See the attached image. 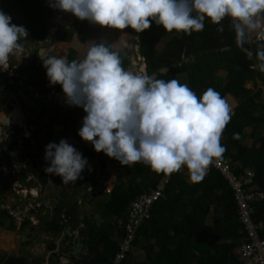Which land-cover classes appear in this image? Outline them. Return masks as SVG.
<instances>
[{"label":"trees","instance_id":"16d2710c","mask_svg":"<svg viewBox=\"0 0 264 264\" xmlns=\"http://www.w3.org/2000/svg\"><path fill=\"white\" fill-rule=\"evenodd\" d=\"M2 1L4 3H0V11L10 16L13 24L23 26L28 32V37L20 41L22 45H34L45 38L53 9L49 0ZM221 23L223 32L217 31L221 25H214L206 19L203 31L187 35L175 30L167 33L162 25L153 21L149 29L142 33L136 32L139 37V51L145 58L149 76L156 73L158 79L168 81L185 75L188 87L197 97H201L208 88H213L222 98L232 96L238 101L237 106L229 104L234 108V113L231 114L230 122L222 134L221 145L226 149L222 156L229 161L235 175L251 179L245 189L248 194H254L249 202L252 220L262 225L259 236L264 239V103L260 97L261 91H255L259 82L264 85V73L254 67L259 63L256 52L264 49V43L256 40L253 33L250 42L244 44V48L253 53L249 58L237 45L231 18L226 17ZM131 29L126 28L128 31ZM74 35L75 32L70 30L60 31L57 36L60 45L57 51L62 52V48L72 41ZM165 37L170 40L158 45ZM99 43L119 52L125 70L128 71L132 67L128 50L113 47L109 41L95 42ZM88 50L78 52L75 58L67 59L69 62L82 60ZM164 68H168V71L160 73ZM30 77L31 84L37 87L40 95L37 124L39 126L46 117L50 127L45 124V133L40 136L44 138L38 137L35 141V133L29 138H22L21 142L15 136L8 152H14L15 147L24 152L22 163L28 166L26 173L30 174L27 177H33L29 188H42L40 196L33 202L42 204V192L50 185V179L54 176L44 171L47 167L44 163L46 146L54 138L55 128L72 130L71 120L76 117L83 119L87 113L81 107L80 112L68 111V117L59 113H55L53 117L54 109L59 106L54 105L53 112H50V109L60 99L62 86L50 83L43 62L32 63ZM248 83H252L254 88H248ZM29 124L36 125L32 121ZM18 130V133L23 131ZM237 133L239 139H234V134ZM74 135L77 137L76 132ZM250 139L251 145L248 144ZM81 154L87 159L88 166L76 183L67 184L71 187L70 194H65L58 202L59 205L57 204L65 218L55 215L56 217L49 221L46 219L47 215L43 214L45 206L42 204L39 209L31 211V214L40 220L41 225L28 227L31 220L26 218L21 228L28 231L34 229V234H37V231L52 234L54 238L47 244V250L52 251V255H61V252H55L56 236L71 229L70 235L65 234L63 247L64 253L74 261L73 264H112L120 244L126 238V223L131 202L144 192L156 188L162 180H167L165 189L153 206L150 219L138 229L133 248L126 253L122 264H255L252 259L245 260L242 255V246L248 234L244 229L233 189L220 171L212 167L201 182L193 183L186 166L179 172L166 175L158 174L152 171L150 166L140 162L130 168L123 166L125 171H115L113 189L107 192V186L101 185L97 180V166L100 165L101 172L107 168L105 153L96 152L94 146L85 141ZM248 173L252 175L249 176ZM10 179L13 182L17 180L14 175L6 177L0 173V228L17 231L13 217L1 207L8 197H13L17 203L21 199L11 195L10 186L13 182L9 183ZM57 180L61 181V177ZM82 184L85 185V199L96 192L101 196L105 195L106 199L102 201L95 197L89 203H93L94 213L80 217L76 211L78 204L73 203L72 192L78 191ZM89 189H93L95 193L89 192ZM61 191L65 192L63 189ZM96 207L102 209V220L98 223L95 220L96 214L99 215L95 212ZM77 228L78 231L82 228L86 230L83 248L86 258L83 260H78L72 255V247L76 241L73 230ZM42 261L40 258L34 259L35 264H41ZM0 264H31V261L29 257L0 255Z\"/></svg>","mask_w":264,"mask_h":264},{"label":"clouds","instance_id":"9594fccd","mask_svg":"<svg viewBox=\"0 0 264 264\" xmlns=\"http://www.w3.org/2000/svg\"><path fill=\"white\" fill-rule=\"evenodd\" d=\"M50 6L70 12L80 20L142 33L154 21L167 33L191 35L201 32L208 19L221 25L229 17L237 45L244 48L255 33L264 41V0H49ZM28 32L0 11V68L24 51L21 39ZM52 85L62 86L66 102L82 107L79 136L131 167L143 162L156 173L171 175L187 167L191 182H201L215 159L226 149L222 134L230 122L231 108L220 93L208 88L197 97L177 79L165 81L142 72L124 69L119 52L104 43L95 44L82 60L41 56ZM259 71L264 73V49L256 52ZM239 139V134H234ZM44 171L61 177L63 184L76 183L88 161L66 140L49 143ZM89 171L91 168L89 167ZM65 246V244H63Z\"/></svg>","mask_w":264,"mask_h":264},{"label":"crops","instance_id":"0c3cea01","mask_svg":"<svg viewBox=\"0 0 264 264\" xmlns=\"http://www.w3.org/2000/svg\"><path fill=\"white\" fill-rule=\"evenodd\" d=\"M61 14H62V17H59V18H62V19H60L62 25L66 24L67 22H68V24H74V22H78L79 24L81 23V24L85 25V20H80L78 17H76L74 14H72L70 12L62 11ZM74 18H76V19H74ZM62 25H60V26H62ZM54 42H56V43L53 44V46L51 45L49 47V49L47 50L48 52L46 53L45 56H47V54H49V56L51 55V56H56V57H66V58L74 57L75 58V56L78 54V52H75V53L71 52L70 54L69 53L68 54H64V53L61 54L59 52L60 50L57 51V47L60 46L57 43V37H55ZM44 43H46L45 38L42 39L41 41L35 43V45H32V44L23 45L24 51L26 52V49H29L30 46L31 47L35 46L36 48L41 49L39 46H40V44L42 45ZM68 45H70V43H68L67 46ZM42 48H44V47H42ZM62 50H63V48H62ZM65 53H67V52H65ZM17 56H16V59H17ZM21 60L25 61V64L27 63L26 59H24V58H22L20 60H16V61H12V59H9V63L11 65H14V67L16 66V64H19V65L22 64L23 65ZM40 61L41 60H39V62ZM3 70L4 69L0 68V72L3 71ZM0 84H2V81H0ZM2 88H4V87H2ZM233 99L234 98H232V96H230L228 98V100H227L228 101L227 103L230 104V105H232V104L236 105V102L233 101ZM0 101H1V99H0ZM53 105H58L59 106L58 109H54V112H53V107H51L50 112H53V117H54L55 113L56 114H58V113L60 114V111H62V110H67V111H71L72 110V111H75V112H80V110H81V107L71 106V105H69L66 102V96H65V94L63 92V89H62V92H61V95H60V99L57 100V102L54 103ZM2 108H4V107H2V105L0 103V115H1L0 117H3V119H5L7 117V115H6L5 110L3 109L4 110L3 111ZM21 112H22V110L17 105V107H16V109L14 111L13 118L15 119L16 116L18 115V113H21ZM50 112H49V114H50ZM38 113H39V109L37 108V111H36L35 114H38ZM63 116L64 117H68L69 115H63ZM0 120H1V118H0ZM64 120H66V119H64ZM31 121L35 122L36 125L29 126V125L25 124V119L22 122V118L19 121L12 120L13 123L18 122L19 124H14V125H17V126H15L14 128H9V131H8L9 135L8 134L5 135L6 137H4V135L1 133L2 128H0V142L2 141V148H0V153L9 150V146L11 145L13 140L15 139V136H16V139H18L19 142H21L22 137L27 138V137H30L34 133H38L39 137H40L42 135V133L43 134L45 133V132H43V129L45 127L44 121H42V123H40L39 126L37 124L38 119H36V117L33 120H31ZM82 122H83L82 118L76 117L73 120H71L70 127H71L72 130H70V129H62V128L60 130L59 127L55 128V130H54V135L55 136L49 143H57L58 144L62 139H64L70 145H72L74 148H76L77 151H79V148L81 147L82 151L81 152L79 151V152L82 153L83 150H84L85 141L82 138H80V136L78 134L80 128L82 127ZM16 128H21V129H23V131L18 133L17 135L16 134L13 135V133L16 132ZM74 132H76L77 137L74 135ZM4 144H5V147H4ZM2 158H3L1 160L2 165H6V164L10 165L12 163H17L18 162V164H21L23 166V171L25 173L24 175H26V176L30 175V174L26 173L28 168L25 169L27 167V165H25V163H22L20 161H13V159L16 158V157H14V155L12 153L10 155H6V156L3 155ZM14 160H16V159H14ZM91 166L94 167L93 164ZM58 177L59 176H56V175L52 176L51 177V182L55 186H52L50 184L49 186L44 188V190L42 192L41 199H42V204L45 206L44 213L45 214L46 213L50 214L52 216L49 219V221L50 220L52 221V219L54 217H56V216L59 218L58 215H62V210H61L60 206H58L59 203H56V201L54 200V197H56V199L59 200L58 202H60L65 194L66 195H68V193L70 194L69 190L71 189V187L67 186V184H63L62 179H61V181H58L57 180ZM68 185H71V183H69ZM35 188H37L39 196H40L42 188L41 187L40 188L39 187H35ZM10 189H11V186H10ZM30 189H33V188H30ZM62 189L65 190V192H62L61 191ZM88 191L95 193V191H93V189H89ZM59 196H60V198H59ZM94 198H95V194L92 193L91 195H89L87 197V199H85V185H83V184L79 188L78 192H76L74 194L73 203H77L78 204V210H79L78 213H79L80 217H83L85 215V206L86 205L89 206V203ZM30 199L34 200L33 197H30ZM57 208L59 209V212H56ZM46 210L49 211V212H46ZM62 217L65 218V215H62ZM35 218H36V216H35ZM36 220L39 222V219L36 218ZM82 226L83 225H81V227ZM76 230L78 231L79 228H77ZM0 231L2 233H4V235H7L8 233H11L12 235H14L13 232H9V231H7L5 229H2V228H0ZM39 232H40L41 236H39L38 234H34L35 232H33L30 235V231H28V230H26V231H24L22 233L20 232L21 236L20 237L18 236L19 239H16L17 240L16 243H14L12 241L11 245L8 246L10 248V250H8L9 252L4 250V249L7 248V246H6V248L1 250L2 246H4V245H0V254H3V256L4 255H8V256H17V257H29V261H31V264H35L34 263V259H37V258H40V259L43 260L41 264H73L74 261L67 254H64L63 245H61L59 247L57 246V249L55 250L56 253L57 252H61V255L59 254V257H56L55 255H52V251H48L47 250V244H48V241H50V240H52L54 238L53 235L52 234H47L44 231H39ZM63 233L64 232L60 233V234H62L61 236H60V234H59V236H56V245L58 244V242L62 238ZM8 237L11 238L10 236H8ZM40 237L42 239V242L40 240ZM79 256H86V254L83 251V249H82V251H81ZM250 264H253V263H250Z\"/></svg>","mask_w":264,"mask_h":264},{"label":"built area","instance_id":"2783aa9c","mask_svg":"<svg viewBox=\"0 0 264 264\" xmlns=\"http://www.w3.org/2000/svg\"><path fill=\"white\" fill-rule=\"evenodd\" d=\"M230 108L231 114H233L234 108ZM1 143L2 141L0 144ZM46 166H50V162L47 160ZM212 167L224 175L227 183L233 189L235 198L238 202L241 220L245 226L244 229L246 234H248L246 241L242 246V255L244 259H252L255 264H264V239H261L259 236V229L262 227V225L256 224L252 220V210L249 202L252 201L254 194H248L245 189V185L250 183L251 179H243L235 175L229 161L223 156L215 159L208 170ZM183 168L184 167L181 169ZM248 174L249 176L252 175L251 173ZM32 178V176L27 178L28 183L31 182ZM166 183L167 180H162L156 188L148 192H144L131 202L128 220L126 223V238L120 244L119 252L114 257L112 264H122L126 257V253L132 250L133 241L138 229L146 220L150 219L153 206L162 194V191L165 189ZM28 187L29 185L24 187L18 182V180H16L13 185H11V195L19 196L21 199L17 203L16 201L14 202L13 197H8L1 206L2 209L7 210L8 213L13 217L17 231H21L23 222L26 218L33 221L34 225L38 223L34 220L35 217L31 215V211L40 208L42 204L36 202L25 204L22 202V200L27 199L29 195H31L34 199L39 196L37 188L31 187L33 189H30ZM111 190L112 189H107V192H111ZM259 196L263 197V195Z\"/></svg>","mask_w":264,"mask_h":264},{"label":"rangeland","instance_id":"374dc122","mask_svg":"<svg viewBox=\"0 0 264 264\" xmlns=\"http://www.w3.org/2000/svg\"><path fill=\"white\" fill-rule=\"evenodd\" d=\"M0 3L2 4L4 2L2 0H0ZM59 10H58V8H53L52 9L53 15H56L57 17H62V14H60V15L57 14V13L55 14V12H57ZM14 17H16V16L14 15ZM60 19H62V18H59V20ZM74 19H76V18H74ZM57 24L58 23H56V22L53 23V24H50V21H49L48 28L52 25V27L49 30L54 29V28L55 29L59 28L57 26ZM64 25L68 26V22H67V24H64ZM69 27H71V28L65 29V27H63L62 32H65L67 30L73 31V32H75V35H74L75 37H73L72 41L69 42L70 45L65 46L63 48V51L60 52L61 54H63V53L64 54H68V53L70 54L71 52H74V53L75 52H82L83 53L86 49H89L90 47L94 46L95 42L98 41V40L109 41L113 47L117 46L119 48H124L125 50L129 51L130 58H131V61H132V67L128 71L139 72L138 69H139V67H140V65L142 64L143 61L142 60L138 61V59H137L141 55H139V45H138L139 37L137 36L135 30L131 29V31H128L126 29L120 30V29H115V28H111V27L100 26L99 24L90 23L88 20H85V25L81 24V23L79 24L78 22H74V24L69 25ZM53 38L55 40V36ZM169 40H170V38L165 37L164 39H162V41L160 43H158V45L159 44L163 45V43H165L166 41H169ZM55 43L56 42H54L53 44H55ZM57 43H58V40H57ZM263 43H264V41H263ZM53 44H52V46H53ZM45 45H46V43H44L42 45L40 44L39 47L42 48V47H45ZM158 48H161V46H158ZM37 49L38 48H36L35 46H33V47L30 46L29 49H26V51L33 53ZM47 52L48 51H46L44 53V56L46 55ZM65 52H67V53H65ZM30 54L27 55V53L25 51H23L22 54H18V56L17 55L10 56L9 59H12V61L20 60L22 58L26 59ZM16 56H17V59H16ZM22 63H23V66L27 64V63L25 64V61H22ZM4 72H6V70H4ZM177 80L181 84H187L188 85V79H187V77L185 75H181V76L177 77ZM258 85L259 86L255 88V91H257L258 89L261 91L260 97H261L262 102L264 103V85L261 84V82H259ZM247 87L248 88H254L252 83H248ZM229 97L230 96H227L225 98L226 102H228L227 100H228ZM233 101L236 102V105L232 104L231 106H233V107L237 106L238 105V101L235 100V99H233ZM53 108H54V105H53ZM60 114H62V115H70L67 110L60 111ZM0 118H1V120L3 119V117H0ZM42 120L47 125V127H50L46 117H44ZM59 129L61 130L60 127H59ZM249 131L250 130H248V132ZM35 135L36 136H35V138H33V141H35L36 138L39 137L38 133H35ZM39 138H44V137H39ZM251 141L252 140L250 139L248 141V144L251 145L252 144ZM79 151L80 152L82 151L81 147L79 148ZM104 155H106V154H104ZM113 160H114V158H110L109 156L107 157V168L105 169V171L101 172L100 171V165L97 166V180L101 183V185L107 186L108 190L113 189V186H114L113 182H114V180H116L115 171H114L115 169L112 166V161ZM99 172H100V176H99ZM22 175H24L23 172L19 173V177L22 176ZM19 177H17V180H18ZM24 187H27V186H24ZM6 195L7 194H5V196ZM95 195H96L95 197H97V198L99 197L98 198L99 200L101 199L102 201H105V199H106L105 195L101 196L97 192L95 193ZM59 198H60V196H59ZM94 206H96V204H94ZM76 211L78 212L79 210L76 209ZM95 212H97L99 214V215L96 214V216H95L96 217L95 220L98 223V222H100L102 220V217H101L102 209H99L98 207H96ZM92 213H94L93 203H91L89 206H87V205L85 206V214L88 215V214H92ZM43 214H44V216L47 215L46 219H50L52 217L50 214H45V213H43ZM34 220L37 221L36 218H34ZM40 225H41V223H39V222L34 225L33 221H31L28 227H33V226L37 227V226H40ZM26 230L27 229H24V230H21V231H9V232H13L14 235H12L11 233H8L7 235H4V233H2L1 232L2 230H1L0 231V245H4V246H2L1 250L6 248V246H7V248L4 249V250H6V251L10 250V248L8 246L11 245V242L13 240H15V239H19L18 236L19 237L21 236L20 232L22 233V232H24ZM71 231H72L71 229H67V230L62 231L64 233H63L62 238L60 239V241L57 244L58 247L63 245V244H65L64 243V238L66 237L65 234L68 233V235H70ZM73 231H74L73 233L76 235L77 234V230H73ZM33 232H34V229H31L30 235ZM37 232H38L37 234L39 236H41L40 232L39 231H37ZM61 235L62 234H60V236ZM8 236H10L11 238H9ZM40 240L42 242L41 237H40Z\"/></svg>","mask_w":264,"mask_h":264},{"label":"flooded vegetation","instance_id":"af4514ba","mask_svg":"<svg viewBox=\"0 0 264 264\" xmlns=\"http://www.w3.org/2000/svg\"><path fill=\"white\" fill-rule=\"evenodd\" d=\"M61 12H62V10H59V11L55 12V14L57 13V14L60 15ZM49 21H50V24H53L55 22L58 23L57 26L59 28H57V32L55 33V37H57V35L59 34L60 31H62L63 27H65V29H69V28L72 27V26L69 27V25H71V24H68V26H66V25L60 26L61 25V20H59V17H57L56 15H53V12H52V16L49 19ZM51 27H52V25L48 28V32L50 31L49 29ZM39 52H40V49L36 50L33 53L26 51L27 55L31 53L26 58V61H27L26 65L23 66L22 64L21 65L16 64V66L14 67V65L10 64L8 69L6 70V72H4V70L0 72V81H2V84H0V99H1L0 103H1L2 107H4V108H2V110L3 109L5 110L7 117L10 118V120H11V126L9 128H14L15 126H17V125H14V124H19L18 122H16V123L12 122V120L19 121V119H18L19 116L22 117V122L25 119V124L31 126L32 124H29V122H31V120H33L36 117V115H37L35 113L37 111V108L39 109V100L38 99H39L40 95H39L37 87H35L30 82V79H31L30 74L32 73V63L40 64V63L43 62V60H41L39 58ZM39 60H41V61L39 62ZM24 74H27L28 77H29V82L28 83H26L22 79ZM29 86H33V89L29 90ZM2 87H4V88H2ZM20 90L23 91L24 94L28 95V97L31 99L30 102H28V103H23L22 102V100L20 98V94H19ZM50 103H51V101H50ZM17 105L20 107L22 112L18 113V115L14 119L13 118L14 111H15ZM0 128H2L1 133L3 132L4 129H6L1 123H0ZM9 128L6 129L5 133H2L4 135V137H6L5 135L8 134ZM18 129H21V128H16V132H14L13 135L14 134H16V135L18 134V132H19ZM22 138H24V137H22ZM27 138H29V137H27ZM0 148H2V143L0 145ZM15 148H14L15 149L14 152L5 151V152H1L0 153L1 154L0 155V173H2L6 177L8 175H11L13 177V175H14L15 179H16L19 176V173L24 172L23 171V166L21 164H18V162L17 163H12L10 165H7V164L6 165H2V163H1V160L3 159L2 158L3 155L6 156V155H10L11 153L14 155V157H16V158H14L16 160L13 159V161L22 162V159H23L22 157L24 156V152L19 151L17 147H15ZM104 156H105V158L108 157L107 155H104ZM44 163L46 164V159H44ZM112 166L114 167V169H115L114 171H116V172L119 171L120 169H122L124 171L126 170L120 164V162L118 160H116V159H114L112 161ZM27 167L25 169H27ZM12 182L13 181L10 179L9 183H12ZM13 183L11 185H13ZM49 183L52 186H54V184L51 182V179H50ZM76 192H78V191H76ZM76 192L73 191L72 193L75 194ZM30 197H32V196L29 195V197L27 199H23L22 202L25 203V204L33 202V200H31ZM16 241H17L16 239L13 240L14 243H16ZM0 255L3 256V254H0Z\"/></svg>","mask_w":264,"mask_h":264},{"label":"water","instance_id":"95a60500","mask_svg":"<svg viewBox=\"0 0 264 264\" xmlns=\"http://www.w3.org/2000/svg\"><path fill=\"white\" fill-rule=\"evenodd\" d=\"M55 32H57V28L55 29H51L47 35L45 36V41H46V45L44 48H41L40 49V52H39V58L42 60V55L44 56V53L49 49V47L54 43V36H55ZM139 55H141V52L139 51ZM139 61L142 60V64L140 65L139 67V72H142L144 74H147L148 75V71H147V64H146V61H145V58L142 57V55L140 57H138ZM168 71V68H164L160 71V73H166ZM150 76H153L155 78H157V74H152ZM26 83L29 82V77L27 74H24L23 78H22ZM33 89V86H29V90H32ZM19 94H20V98L22 100L23 103H28L31 101V99L28 97L27 94H24L23 91H19ZM22 117L19 116L18 119L20 120ZM0 123L7 129L11 126V120L10 118L6 117L5 119L3 120H0ZM6 129L3 130L2 133H5L6 132ZM7 145V144H6ZM5 147V145H4ZM18 182L23 185V186H28L29 183L27 181V176L26 175H22L18 178ZM54 200L56 201V203H58V200L56 199V197H54ZM46 212H49L46 210ZM56 212H59V209L57 208L56 209ZM47 214V213H46ZM85 235H86V230L84 228H82L80 231H77V234L75 235V243L72 247V255L73 257H77L78 260H83L84 258H86V256H79L83 247H84V239H85ZM29 249V248H28Z\"/></svg>","mask_w":264,"mask_h":264},{"label":"bare ground","instance_id":"6f19581e","mask_svg":"<svg viewBox=\"0 0 264 264\" xmlns=\"http://www.w3.org/2000/svg\"><path fill=\"white\" fill-rule=\"evenodd\" d=\"M106 162V161H105Z\"/></svg>","mask_w":264,"mask_h":264}]
</instances>
